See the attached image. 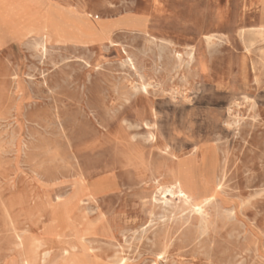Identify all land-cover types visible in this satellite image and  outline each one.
<instances>
[{"label": "rangeland", "instance_id": "1", "mask_svg": "<svg viewBox=\"0 0 264 264\" xmlns=\"http://www.w3.org/2000/svg\"><path fill=\"white\" fill-rule=\"evenodd\" d=\"M42 1L114 30L0 27V264H264V0Z\"/></svg>", "mask_w": 264, "mask_h": 264}, {"label": "bare ground", "instance_id": "2", "mask_svg": "<svg viewBox=\"0 0 264 264\" xmlns=\"http://www.w3.org/2000/svg\"><path fill=\"white\" fill-rule=\"evenodd\" d=\"M52 1V0H51ZM107 2V1H106ZM82 10V9H81ZM85 10V9H84ZM55 15L57 17H55ZM81 17L84 13L79 14ZM91 17V16H90ZM99 19V18H98ZM108 20L102 19L101 22L84 23L79 20L72 19L66 12V9L62 6L52 5L51 8H47L42 0H0V27L4 28L9 35H23L31 36L37 35L41 39V45L44 47L51 39H55L61 42L74 43L77 45L89 46L102 37H107L114 30L113 25L108 24ZM135 25V24H133ZM137 25V24H136ZM72 26V27H70ZM138 26V25H137ZM219 37V36H218ZM221 38V36H220ZM248 40V39H247ZM246 40V42H247ZM252 41L251 37L249 38ZM160 42V41H159ZM39 43V42H38ZM149 43V42H148ZM251 43V42H250ZM58 44V43H57ZM113 44V43H112ZM243 44V43H242ZM147 45V43H146ZM219 45V44H218ZM253 45V44H252ZM149 46V45H148ZM244 46V45H243ZM59 47V46H58ZM72 47V46H71ZM129 47V46H128ZM218 47V46H217ZM248 47V46H247ZM250 47V45H249ZM81 49V48H80ZM158 49V47H157ZM191 49V48H190ZM258 50V49H256ZM65 51V50H64ZM193 51V50H192ZM212 51V50H211ZM254 51V49H253ZM173 52V51H172ZM184 52V51H183ZM53 53V52H52ZM185 53V52H184ZM189 53V52H188ZM249 53V52H248ZM259 49V54H260ZM174 54V53H173ZM264 54V53H263ZM43 55V54H42ZM76 55V54H75ZM177 55V54H176ZM185 55V54H184ZM261 55V54H260ZM71 57V56H69ZM186 57V56H185ZM128 59V58H127ZM179 59V56H178ZM194 59V53L188 54L187 63L190 65ZM59 60V59H58ZM73 60V58H72ZM131 61V60H129ZM59 62V61H58ZM262 62V61H261ZM256 64V62H255ZM59 65V63H58ZM186 65V64H185ZM61 67V66H59ZM262 67V66H261ZM177 68V67H176ZM53 69V68H52ZM185 69V68H184ZM51 70V69H50ZM186 70V69H185ZM69 71V70H68ZM174 72V71H173ZM70 75V74H69ZM66 76V75H65ZM28 78V77H27ZM140 79V78H139ZM71 80V79H70ZM136 84V83H134ZM81 86V84H80ZM139 87V86H138ZM46 88V87H45ZM140 88V87H139ZM149 88V86H148ZM56 89V88H55ZM130 89V88H129ZM48 90V89H47ZM142 92H147V85L143 84L140 88ZM139 90V91H140ZM50 91V90H49ZM48 92V91H47ZM138 92V91H137ZM136 92V93H137ZM48 94V93H47ZM132 97V96H131ZM50 98V97H49ZM121 99V98H120ZM238 103V102H237ZM250 106V105H249ZM91 107V106H90ZM254 109V108H253ZM252 109V110H253ZM119 110V109H118ZM229 110V109H228ZM113 111H115L113 109ZM110 112V111H109ZM153 112V109H152ZM241 113V112H240ZM110 114V113H109ZM112 114V113H111ZM253 114V113H252ZM114 115V113H113ZM111 115V116H113ZM117 116V115H116ZM241 116V115H240ZM58 117V116H57ZM252 117V116H251ZM55 118V117H54ZM254 118V117H253ZM96 119V118H95ZM147 121V120H146ZM242 121V120H240ZM76 122V121H75ZM125 122V120H124ZM256 122V121H255ZM139 123V122H138ZM233 123V122H232ZM78 123L76 122V125ZM133 124V123H132ZM244 124V123H243ZM242 124V125H243ZM230 125V124H229ZM75 126V125H74ZM152 126V125H151ZM80 127V126H79ZM126 127V126H125ZM144 127V126H143ZM245 127V126H244ZM145 128V127H144ZM138 129V128H137ZM148 130V129H147ZM43 131V130H42ZM149 131V130H148ZM84 133V132H83ZM150 133V132H149ZM151 135V134H150ZM133 136V135H131ZM65 137V136H64ZM83 138V137H82ZM135 138V137H134ZM151 138V137H150ZM69 146V145H68ZM166 148V147H165ZM3 151V150H2ZM159 152V151H158ZM264 152V151H263ZM6 154V153H5ZM98 155V154H97ZM54 159V158H53ZM260 163V162H259ZM224 164V163H223ZM222 166V165H221ZM259 166V165H258ZM223 167V166H222ZM188 168L187 164H182L179 167V171L184 173ZM220 168V167H219ZM246 169V168H245ZM222 171V170H221ZM224 171V170H223ZM220 172V171H219ZM246 172V171H245ZM223 173V172H222ZM247 173V172H246ZM244 174V173H243ZM80 175V174H79ZM219 175V174H218ZM217 175V176H218ZM81 176V175H80ZM225 178V177H224ZM177 182V181H176ZM221 182V181H220ZM230 183V182H229ZM248 190V189H247ZM166 192H171L167 190ZM261 192V191H260ZM263 192V191H262ZM145 193V192H144ZM179 194L183 195L181 192ZM264 193V192H263ZM159 194V193H158ZM166 194V193H165ZM256 194V193H255ZM58 198V197H57ZM239 199V198H237ZM241 204V202H240ZM206 206V205H205ZM242 206V205H241ZM51 208V207H50ZM194 209V208H193ZM196 210V208H195ZM201 209L199 208V211ZM94 211V210H93ZM92 211V212H93ZM232 211V210H231ZM230 211V212H231ZM197 212V211H196ZM226 212V211H225ZM194 213V211H193ZM197 214V213H196ZM200 215V214H199ZM179 219V218H178ZM9 220V218H8ZM170 220V219H169ZM11 222V221H10ZM199 222V221H198ZM183 223V222H182ZM11 224V223H10ZM199 226V225H198ZM200 227V226H199ZM12 230V228H11ZM174 230V229H173ZM27 234V233H26ZM15 236V235H14ZM201 236V235H200ZM16 239V238H15ZM34 239V238H33ZM207 240V239H206ZM42 241V240H41ZM72 242V241H71ZM212 242H210L211 244ZM43 244V243H42ZM19 245V244H18ZM21 245V244H20ZM33 245V244H32ZM35 246V245H34ZM33 246V247H34ZM44 246H46L44 244ZM259 246V245H258ZM16 247V246H15ZM68 248V246H67ZM69 250V249H68ZM32 253L36 252L35 249H31ZM52 251V250H51ZM73 251V248L72 250ZM70 251V252H71ZM45 251V254H47ZM50 252V251H49ZM30 252L27 255L25 264H33L34 256ZM44 253V252H43ZM254 254V253H253ZM261 254V253H260ZM115 255V254H114ZM256 255H258L256 253ZM114 258V256H113ZM44 259V258H43ZM42 260V259H41ZM40 260V261H41Z\"/></svg>", "mask_w": 264, "mask_h": 264}]
</instances>
